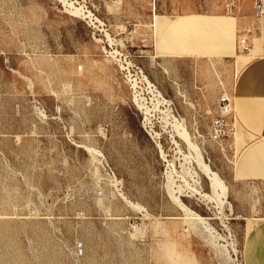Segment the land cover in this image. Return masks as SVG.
Returning a JSON list of instances; mask_svg holds the SVG:
<instances>
[{
	"label": "rangeland",
	"instance_id": "1",
	"mask_svg": "<svg viewBox=\"0 0 264 264\" xmlns=\"http://www.w3.org/2000/svg\"><path fill=\"white\" fill-rule=\"evenodd\" d=\"M225 1L0 0V264H264L242 58H175Z\"/></svg>",
	"mask_w": 264,
	"mask_h": 264
},
{
	"label": "crops",
	"instance_id": "2",
	"mask_svg": "<svg viewBox=\"0 0 264 264\" xmlns=\"http://www.w3.org/2000/svg\"><path fill=\"white\" fill-rule=\"evenodd\" d=\"M227 1L224 3L225 14ZM246 1L245 8H234V17H229L230 15L227 14L225 16L191 14L187 17L202 18L205 21L199 22L195 19V22L175 25L176 28L178 25L181 26V33L183 30L184 33L190 35L198 34L203 27L211 31L213 35L218 34L215 40L207 42L204 47L193 41L187 45L184 39L185 50L177 54L175 58L180 64H189L191 67L194 65L200 67L203 62L206 66H211L214 62L221 60L229 67V71L224 73V79L228 85L227 76L230 73L231 62L233 65L239 64L238 58L241 56L242 62L238 66L240 73L234 83L228 85L231 95L230 102L235 106L239 119L247 124L250 133L255 138L252 144L255 159L253 169L257 172H264V168L256 164L258 157L260 160L264 159V16L262 18L256 16L254 0ZM225 29L230 30L233 38L225 36ZM219 35L221 38L218 37ZM243 38H247L250 46L249 53H243L240 49L239 42Z\"/></svg>",
	"mask_w": 264,
	"mask_h": 264
},
{
	"label": "built area",
	"instance_id": "3",
	"mask_svg": "<svg viewBox=\"0 0 264 264\" xmlns=\"http://www.w3.org/2000/svg\"><path fill=\"white\" fill-rule=\"evenodd\" d=\"M240 0H228L226 5H227V9H226V14L227 15H231L234 16V8L236 7H240ZM254 8H255V14L258 18H262L264 16V0H254ZM239 46L240 49L243 53H249L250 51V46L247 43V38H243L240 40L239 42ZM106 49V47H105ZM121 56V55H120ZM229 100L226 97H223L221 100V108L223 111H226L229 109ZM225 107V108H223ZM222 111V112H223ZM216 126L222 127L223 123L221 120L217 119L215 122Z\"/></svg>",
	"mask_w": 264,
	"mask_h": 264
},
{
	"label": "bare ground",
	"instance_id": "4",
	"mask_svg": "<svg viewBox=\"0 0 264 264\" xmlns=\"http://www.w3.org/2000/svg\"><path fill=\"white\" fill-rule=\"evenodd\" d=\"M185 132V131H184ZM179 137H181V138H183L184 140H187L188 141V136L185 134V133H183V134H180L179 135ZM189 142V141H188ZM172 143L175 145V146H179V143H178V141L173 137V141H172ZM188 144V143H187ZM190 147V146H189ZM196 149V148H195ZM202 163V162H201ZM200 163V164H201ZM203 164V163H202ZM202 164H201V166H202ZM203 167H204V165H203ZM203 170V169H202ZM205 172L207 173L206 175H208V177H210L211 178V182H212V186L215 188V187H217V189H218V187L220 188V189H222V194H226V188L224 187V184L222 183V181H220L219 179H218V177H217V175L215 174V173H213V172H211L210 171V169H209V167L208 168H205ZM204 172V173H205ZM195 190V189H194ZM173 191V190H172ZM171 191V192H172ZM217 191V190H216ZM220 191V190H219ZM173 193L174 192H172L170 195H172L173 196V198H175L177 201L179 200L178 199V197H174V195H173ZM194 193H195V191H194ZM197 193V192H196ZM199 193V192H198ZM217 193V192H216ZM217 195V196H224V195ZM200 195V194H199ZM216 195H215V197H216ZM171 196V197H172ZM179 196V195H178ZM207 197V196H206ZM225 197V196H224ZM174 199V200H175ZM221 199H219V201H220ZM218 201V202H219ZM221 203V202H220ZM219 203V204H220ZM180 204V203H179ZM182 204V203H181ZM222 205V204H221ZM181 206V205H180ZM184 206V205H183ZM183 206H181L182 208H184V210L186 211V209H185V206L183 207ZM188 210V209H187ZM186 212H188V211H186ZM193 214V213H192ZM196 215V214H195ZM197 216V215H196Z\"/></svg>",
	"mask_w": 264,
	"mask_h": 264
}]
</instances>
